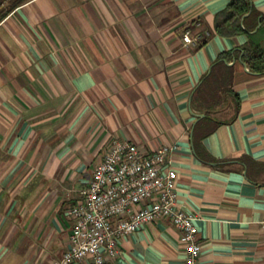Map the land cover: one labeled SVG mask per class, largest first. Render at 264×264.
I'll return each mask as SVG.
<instances>
[{
  "label": "crops",
  "instance_id": "crops-1",
  "mask_svg": "<svg viewBox=\"0 0 264 264\" xmlns=\"http://www.w3.org/2000/svg\"><path fill=\"white\" fill-rule=\"evenodd\" d=\"M230 1L0 0V264L63 256L67 211L113 138L145 153L174 148L177 201L197 214L200 264H264V74L230 64L239 105L216 114L225 122L201 142L216 162L194 147L205 117L194 94L222 52L248 41L216 32ZM252 3L264 16V0ZM119 246L105 264H185L169 219Z\"/></svg>",
  "mask_w": 264,
  "mask_h": 264
},
{
  "label": "built area",
  "instance_id": "built-area-1",
  "mask_svg": "<svg viewBox=\"0 0 264 264\" xmlns=\"http://www.w3.org/2000/svg\"><path fill=\"white\" fill-rule=\"evenodd\" d=\"M184 42H194L190 32ZM173 151L163 146L145 153L127 139H111L82 201L67 211L74 222L69 245L54 264H77L87 258L105 264L121 255L119 245L126 236L160 219H169L180 230L185 264H200L197 214L179 208L178 172L169 164Z\"/></svg>",
  "mask_w": 264,
  "mask_h": 264
},
{
  "label": "trees",
  "instance_id": "trees-1",
  "mask_svg": "<svg viewBox=\"0 0 264 264\" xmlns=\"http://www.w3.org/2000/svg\"><path fill=\"white\" fill-rule=\"evenodd\" d=\"M251 24H253L251 26ZM216 32L224 37L248 35V41L240 48L222 52L213 64L210 73L202 80L193 97V108L205 114L194 130V147L197 154L206 162L214 163L202 146V139L211 135L223 121L215 115L226 110L232 103L239 105L238 94L233 89L236 66L231 63L242 62L255 74H264V16L254 7L252 0H231L223 16L218 18ZM203 38L198 43L202 48L208 42ZM249 157L238 162L248 163ZM228 161L223 162V164Z\"/></svg>",
  "mask_w": 264,
  "mask_h": 264
},
{
  "label": "water",
  "instance_id": "water-1",
  "mask_svg": "<svg viewBox=\"0 0 264 264\" xmlns=\"http://www.w3.org/2000/svg\"><path fill=\"white\" fill-rule=\"evenodd\" d=\"M245 65V64H244ZM245 67H247L246 65H245Z\"/></svg>",
  "mask_w": 264,
  "mask_h": 264
}]
</instances>
